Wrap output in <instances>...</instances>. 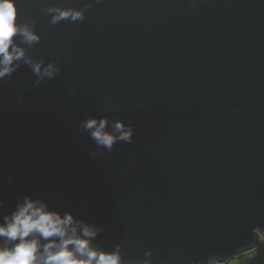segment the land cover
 <instances>
[{"label": "water", "instance_id": "obj_1", "mask_svg": "<svg viewBox=\"0 0 264 264\" xmlns=\"http://www.w3.org/2000/svg\"><path fill=\"white\" fill-rule=\"evenodd\" d=\"M29 52L0 81V199L47 200L100 224L125 259L205 264L264 230V0H16ZM75 7L83 21L51 23ZM19 38H17L18 42ZM134 128L93 158L87 117ZM11 180V182H9Z\"/></svg>", "mask_w": 264, "mask_h": 264}, {"label": "clouds", "instance_id": "obj_2", "mask_svg": "<svg viewBox=\"0 0 264 264\" xmlns=\"http://www.w3.org/2000/svg\"><path fill=\"white\" fill-rule=\"evenodd\" d=\"M48 12L54 25L84 19L83 12L75 7L54 6ZM18 15L16 0H0V81H10L23 65L35 77L34 84L39 85L53 79L60 68L56 61L45 62L29 52L40 37L26 24H18ZM79 129L96 145L93 158L110 153L119 142L132 143L134 134L131 125L107 116L87 117L80 121ZM3 209L5 201L0 199V210ZM104 234L100 224L70 210L61 211L43 198L18 196L14 206L0 217V264H154L150 249L144 251L143 258L125 259L120 243L110 249L100 246L96 241ZM252 234L258 246L237 248L227 258L213 255L205 264H264V230L254 227Z\"/></svg>", "mask_w": 264, "mask_h": 264}]
</instances>
